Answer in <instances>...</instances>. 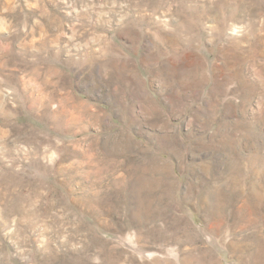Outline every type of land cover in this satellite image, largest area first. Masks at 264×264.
Returning <instances> with one entry per match:
<instances>
[{"label": "rangeland", "instance_id": "rangeland-1", "mask_svg": "<svg viewBox=\"0 0 264 264\" xmlns=\"http://www.w3.org/2000/svg\"><path fill=\"white\" fill-rule=\"evenodd\" d=\"M0 264H264V0H0Z\"/></svg>", "mask_w": 264, "mask_h": 264}]
</instances>
